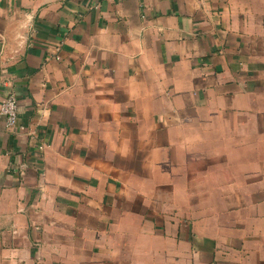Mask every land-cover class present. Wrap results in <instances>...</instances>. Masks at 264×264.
<instances>
[{
    "label": "crops",
    "instance_id": "crops-1",
    "mask_svg": "<svg viewBox=\"0 0 264 264\" xmlns=\"http://www.w3.org/2000/svg\"><path fill=\"white\" fill-rule=\"evenodd\" d=\"M0 264H264V0H0Z\"/></svg>",
    "mask_w": 264,
    "mask_h": 264
},
{
    "label": "built area",
    "instance_id": "built-area-1",
    "mask_svg": "<svg viewBox=\"0 0 264 264\" xmlns=\"http://www.w3.org/2000/svg\"><path fill=\"white\" fill-rule=\"evenodd\" d=\"M18 101L15 95L0 100V130H12L18 125Z\"/></svg>",
    "mask_w": 264,
    "mask_h": 264
}]
</instances>
